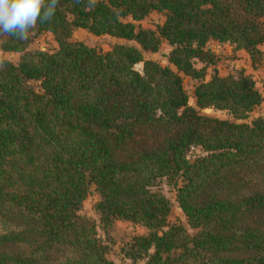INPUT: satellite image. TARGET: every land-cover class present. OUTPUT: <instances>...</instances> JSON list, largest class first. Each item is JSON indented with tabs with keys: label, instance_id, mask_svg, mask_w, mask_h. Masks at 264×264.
Returning <instances> with one entry per match:
<instances>
[{
	"label": "trees",
	"instance_id": "16d2710c",
	"mask_svg": "<svg viewBox=\"0 0 264 264\" xmlns=\"http://www.w3.org/2000/svg\"><path fill=\"white\" fill-rule=\"evenodd\" d=\"M151 11L162 24L135 23ZM262 20L264 0H60L27 40L0 36L1 51L18 53L0 60V264H113L79 213L89 186L102 227L144 228L124 243L132 261L264 264V115L248 119L262 96L241 70L205 78L209 40L261 60ZM77 28L136 45L97 51L69 40ZM41 32L56 49H27ZM162 41L165 65L143 57ZM181 75L195 81L196 108ZM191 147L202 153L189 160ZM160 180L193 233L168 223Z\"/></svg>",
	"mask_w": 264,
	"mask_h": 264
},
{
	"label": "rangeland",
	"instance_id": "374dc122",
	"mask_svg": "<svg viewBox=\"0 0 264 264\" xmlns=\"http://www.w3.org/2000/svg\"><path fill=\"white\" fill-rule=\"evenodd\" d=\"M162 21L163 14L161 12L151 11L142 20L135 23L141 27L155 29L157 26L162 24ZM262 26L264 28V20H262ZM69 40L81 41L87 46L94 47L97 51H105L115 43L136 45L133 41L111 37L106 34L93 35L87 30L81 28L73 30L69 36ZM206 45L215 53L216 61L213 65H209L206 68L205 78H209L212 74V69H214L219 76H225L227 74L234 75L238 70H241L244 74L249 75L260 92L262 101L249 113L248 119L257 115H264V44L259 45V49L262 51V56L261 60L254 67H251L249 57L245 51L234 50L228 43H219L217 41L209 40ZM56 48L57 44L49 32H41L33 35L29 45L27 46V49H40L45 51H53ZM168 50V44L165 41H162L157 51L152 53L145 52L143 53V57L153 59L159 64L165 65V54ZM1 59L15 62L18 59V53L0 50V60ZM196 66H199V63H196ZM134 68L140 72L141 62L136 63ZM181 76L182 86L188 95L187 102L190 106L196 108L192 95L195 81L190 79L188 76ZM31 84L35 90H38V84L36 81H32ZM197 110L202 114L216 116L219 118H230L225 111L217 110L212 107H205ZM201 153L202 151L198 147H191L187 150L186 155L187 158L191 160L194 156ZM156 188L171 201V208L167 216L168 223L179 222L186 228L188 233H193L194 230L187 225L183 213L178 208L174 200V189L167 185L164 180H160L157 183ZM97 199L98 195L93 186H89L87 195L81 203L79 213L90 218L94 222L97 236L106 245V257L110 259L113 264H143V258L135 261L127 258L124 255L123 246L133 234L143 233L145 231L144 228L138 224H133L129 221L121 219L113 220L111 225L107 228L102 227L99 222L98 214L94 209V204Z\"/></svg>",
	"mask_w": 264,
	"mask_h": 264
},
{
	"label": "clouds",
	"instance_id": "9594fccd",
	"mask_svg": "<svg viewBox=\"0 0 264 264\" xmlns=\"http://www.w3.org/2000/svg\"><path fill=\"white\" fill-rule=\"evenodd\" d=\"M60 0H0V36L25 41L39 23L50 22Z\"/></svg>",
	"mask_w": 264,
	"mask_h": 264
}]
</instances>
